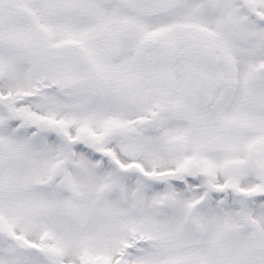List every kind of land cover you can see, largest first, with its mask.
Here are the masks:
<instances>
[{
  "label": "snow or ice",
  "instance_id": "obj_1",
  "mask_svg": "<svg viewBox=\"0 0 264 264\" xmlns=\"http://www.w3.org/2000/svg\"><path fill=\"white\" fill-rule=\"evenodd\" d=\"M0 264H264V0H0Z\"/></svg>",
  "mask_w": 264,
  "mask_h": 264
}]
</instances>
